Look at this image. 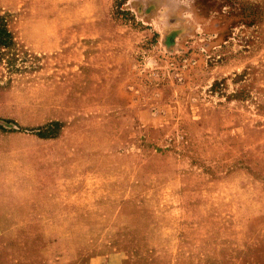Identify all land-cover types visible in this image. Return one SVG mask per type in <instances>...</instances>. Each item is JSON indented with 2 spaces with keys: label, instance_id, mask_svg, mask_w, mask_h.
I'll use <instances>...</instances> for the list:
<instances>
[{
  "label": "rangeland",
  "instance_id": "obj_1",
  "mask_svg": "<svg viewBox=\"0 0 264 264\" xmlns=\"http://www.w3.org/2000/svg\"><path fill=\"white\" fill-rule=\"evenodd\" d=\"M121 1L0 0V152L59 139L0 264H264V0Z\"/></svg>",
  "mask_w": 264,
  "mask_h": 264
},
{
  "label": "crops",
  "instance_id": "obj_2",
  "mask_svg": "<svg viewBox=\"0 0 264 264\" xmlns=\"http://www.w3.org/2000/svg\"><path fill=\"white\" fill-rule=\"evenodd\" d=\"M97 1V0H93ZM25 138L17 144L8 141V150L0 152V236L12 233V228L27 226L30 221L39 219L43 191L39 180L48 178L49 194L52 192V179L57 178L50 168L49 175L43 170L48 160H43V145H55L57 138H37L23 133ZM36 225V224H35Z\"/></svg>",
  "mask_w": 264,
  "mask_h": 264
},
{
  "label": "trees",
  "instance_id": "obj_3",
  "mask_svg": "<svg viewBox=\"0 0 264 264\" xmlns=\"http://www.w3.org/2000/svg\"><path fill=\"white\" fill-rule=\"evenodd\" d=\"M125 0H122L121 2H118V7H120ZM18 56V48L16 45V42L14 40L13 34L8 28L7 25V19L6 17L0 13V63L3 62L5 65L6 69L11 71V72H16L22 69H25L19 59ZM54 126L58 125L57 121H51L49 122L48 126ZM47 126V127H48ZM3 127L0 125V129ZM45 127H33V128H23V129H18V130H27L30 131L31 133H34L38 137L41 138H47V137H52V133L46 134L43 129ZM46 129V128H45ZM50 135V136H49ZM54 135V134H53Z\"/></svg>",
  "mask_w": 264,
  "mask_h": 264
}]
</instances>
